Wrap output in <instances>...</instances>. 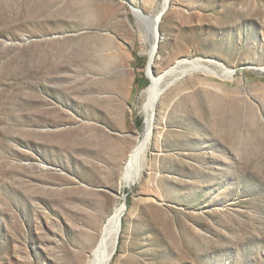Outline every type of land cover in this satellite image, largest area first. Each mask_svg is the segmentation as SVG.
<instances>
[{
  "label": "rangeland",
  "instance_id": "374dc122",
  "mask_svg": "<svg viewBox=\"0 0 264 264\" xmlns=\"http://www.w3.org/2000/svg\"><path fill=\"white\" fill-rule=\"evenodd\" d=\"M165 4L0 0V264H86L122 206L112 264H264V0ZM134 9L165 12L153 74L191 73L126 185L151 85Z\"/></svg>",
  "mask_w": 264,
  "mask_h": 264
},
{
  "label": "bare ground",
  "instance_id": "6f19581e",
  "mask_svg": "<svg viewBox=\"0 0 264 264\" xmlns=\"http://www.w3.org/2000/svg\"><path fill=\"white\" fill-rule=\"evenodd\" d=\"M170 3L171 0H166L165 9L167 8L168 4L170 5ZM134 14L140 21V24L144 25L152 35V41L150 49L148 51V76L151 79V85L146 91V99L143 107L146 122L148 125V134L143 141H139V144L132 152L133 154L130 155L129 163L126 166L123 175V181L126 185H131V183H133L143 171L146 151L153 139L152 137L154 134L155 121L157 119V109L159 106V101L162 100V98L181 80L183 76H185L187 73L189 74L190 72L189 70L182 71L181 67V69L175 68L168 70L159 77H156L153 74L151 67L155 64L158 56L157 44H160L162 40V36L160 34V18L163 12H161L155 18L145 16L141 11L136 9H134ZM190 67L189 69H191ZM193 69L196 71L201 70L202 68L193 67ZM225 75V77L227 78H232L234 75V71H227ZM124 213L125 206H122L114 210L111 216L106 220L98 234L97 244L88 257L86 264H112L115 257V251L118 247L117 245L120 239Z\"/></svg>",
  "mask_w": 264,
  "mask_h": 264
},
{
  "label": "water",
  "instance_id": "95a60500",
  "mask_svg": "<svg viewBox=\"0 0 264 264\" xmlns=\"http://www.w3.org/2000/svg\"><path fill=\"white\" fill-rule=\"evenodd\" d=\"M164 15H165V12L161 15V18H160V24H161V22H162V20H163V17H164ZM159 24V25H160ZM158 25V26H159ZM160 39V38H159ZM158 48H159V43L157 44V51H158ZM151 70H152V67H151ZM119 244H120V241L118 242V247H119ZM118 247H117V249H116V251H115V255H116V253H117V251H118Z\"/></svg>",
  "mask_w": 264,
  "mask_h": 264
}]
</instances>
